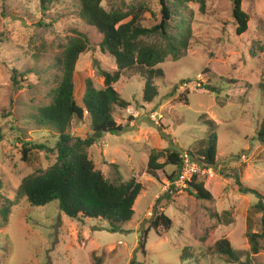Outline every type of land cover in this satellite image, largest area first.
Wrapping results in <instances>:
<instances>
[{"label": "rangeland", "instance_id": "374dc122", "mask_svg": "<svg viewBox=\"0 0 264 264\" xmlns=\"http://www.w3.org/2000/svg\"><path fill=\"white\" fill-rule=\"evenodd\" d=\"M119 1L144 2L150 12L145 13L143 26L158 24L159 0H102L101 6L109 10ZM77 10L75 0H62L46 13L40 11L38 0H0V193L8 200L14 201L25 177L55 162V153L43 150L31 151L22 160L24 143L53 151L58 139L53 128L40 129L29 119L33 108L49 103L53 85L47 84L50 78L43 70L55 64L75 31L99 42V36L76 17ZM242 10L250 22L240 37L235 34L232 0H204L203 10L195 3L181 10L183 29L191 31L189 45L178 61L167 57L157 66L163 76L155 80L158 95L151 104L142 103L139 77L124 76L114 85L130 104L115 112L123 131L103 134L87 152L109 181L134 179L142 186L132 219L112 232L106 221L67 217L56 201L34 207L25 199L16 200L8 220L0 217V264H236L217 253L221 240L240 255L239 262L264 264V238L256 254L247 239L248 231L261 233V214L254 208L257 197L240 193L236 186L238 182L264 194V146L256 138L264 114V59L261 53L251 54L254 43L264 44V0H242ZM97 66L114 69L98 47L78 59L74 74L78 105L86 79L96 89L103 87ZM12 78L20 81L19 86ZM206 86L216 92L206 91ZM67 133L88 137L86 114L82 121L72 119ZM211 134L217 138V163L211 166L215 176L200 181L211 200H198L193 191L173 190L171 200L159 205L156 200L171 190L166 176L176 168L165 165L152 177L146 166L149 152L172 146L202 159L200 152ZM155 205L165 207L163 213L172 222L169 231L150 228Z\"/></svg>", "mask_w": 264, "mask_h": 264}, {"label": "trees", "instance_id": "16d2710c", "mask_svg": "<svg viewBox=\"0 0 264 264\" xmlns=\"http://www.w3.org/2000/svg\"><path fill=\"white\" fill-rule=\"evenodd\" d=\"M101 1L75 0L78 8L76 17L99 36V42L94 43L84 32L75 31L74 36L67 39L55 64L43 70L44 76L50 78L45 81L53 85L47 94L49 103L33 108L35 111L30 114L29 119L40 129L53 128L58 139L53 151L44 145L24 143L22 160L25 161L34 150L55 153L56 158L54 164L46 170H39L22 180L16 190L14 201L8 200L0 193V217L5 222L15 201L19 199H25L34 207H43L56 201L60 212L67 217L75 220L106 221L112 232L119 229L120 225L128 223L134 215V203L142 186L134 179L127 182L109 181L96 170L87 151L101 139L103 134L115 135L123 131V127L115 119V112L127 109L130 104L114 89V85L122 77H139L143 81L142 103L151 104L154 101L158 95L155 80L163 76V72L157 69V66L167 57L178 61L189 45L191 31L189 28L183 29L181 10L192 3L198 4L203 10L204 0H171L172 2L159 0V22L150 27L142 24L145 13L150 12L144 2L134 1L126 4L124 1H119L106 10L102 8ZM61 3L62 0H38L42 13L49 12L52 7H57ZM232 17L236 26V36L246 34L250 17L242 10V0H232ZM39 26H43L41 21ZM97 47L114 63V69L104 70L97 66L96 71L103 79V87L96 89L91 80L86 79L81 105H78L74 96L76 65L81 55L93 52ZM258 53H261L264 59V44L261 42L254 43L251 51L253 57ZM50 71H52L51 75ZM29 72L19 74V77L23 78ZM12 82L13 85L19 86L18 79L12 78ZM261 87L264 94V82ZM204 89L210 93L216 92V89L209 86ZM85 114L90 123L91 134L85 139L71 137L67 130L72 119L82 121ZM132 120L130 119L129 123ZM256 138L264 146V114ZM2 141L3 133L0 125V143ZM216 146V135L211 134L205 141V148L200 152L203 160L201 158L196 160H200L206 166L216 165ZM182 154L183 152L177 151L172 146L164 151L151 150L147 159V173L157 177L158 172L164 171L165 165L173 166L176 168V173L166 176L168 182H173L181 169ZM188 154L192 156L191 153ZM162 158H165L164 163L159 162ZM200 181L194 177L184 190L188 193L193 191V196L198 200L210 201L211 195ZM236 186L240 193L253 194L258 200L254 208L261 214V233L255 234L251 231L247 233L250 249L256 254L259 251V240L264 238V194L244 187L238 182ZM170 189L162 199L156 200L159 205L162 200L167 203L171 200L170 195L175 189L173 187ZM159 205H155L150 228L155 231L163 227L169 231L172 225L171 219L163 213L165 207ZM143 235L146 238L147 231ZM140 245L144 253L143 243ZM216 251L228 263L243 264L239 262L240 255L226 240L216 244Z\"/></svg>", "mask_w": 264, "mask_h": 264}, {"label": "built area", "instance_id": "2783aa9c", "mask_svg": "<svg viewBox=\"0 0 264 264\" xmlns=\"http://www.w3.org/2000/svg\"><path fill=\"white\" fill-rule=\"evenodd\" d=\"M153 118H155V115ZM181 159L182 165L180 172L173 182H168L169 187H173L177 191H182L187 188L188 183L194 177L200 180H208L215 176L211 166L202 164L200 160L193 159L189 154L183 153Z\"/></svg>", "mask_w": 264, "mask_h": 264}]
</instances>
